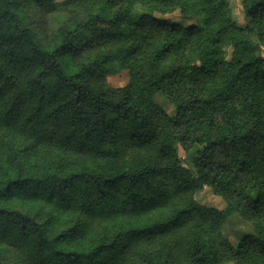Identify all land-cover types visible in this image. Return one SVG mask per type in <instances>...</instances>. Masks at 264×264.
<instances>
[{
  "label": "trees",
  "instance_id": "16d2710c",
  "mask_svg": "<svg viewBox=\"0 0 264 264\" xmlns=\"http://www.w3.org/2000/svg\"><path fill=\"white\" fill-rule=\"evenodd\" d=\"M57 2L0 0V263L264 264V0Z\"/></svg>",
  "mask_w": 264,
  "mask_h": 264
},
{
  "label": "rangeland",
  "instance_id": "374dc122",
  "mask_svg": "<svg viewBox=\"0 0 264 264\" xmlns=\"http://www.w3.org/2000/svg\"><path fill=\"white\" fill-rule=\"evenodd\" d=\"M63 1L64 0H58L57 3L61 4ZM228 2L231 7L232 18L234 22L239 27L246 26L248 21L244 18L242 14V8H241L242 0H228ZM167 20L171 24L184 25L189 23L188 20L181 18L177 13L167 16ZM127 81H128V73L126 71H122L117 75L110 76L107 78V83L112 87H121L125 85ZM156 101L168 115L170 116L174 115V108L167 100L157 97ZM198 149H200V147L194 146V148L188 153H184L180 149H178L181 163L186 167H188L189 170L191 171H193V166L191 162ZM196 199L200 204L209 207H214L216 209H222L225 206L223 200L219 197L214 196L209 188H206L198 192L196 195ZM223 232L224 235L233 244L238 243L243 236L250 235L253 233L250 224L240 220L237 216H233L226 222ZM0 264H6V263H0Z\"/></svg>",
  "mask_w": 264,
  "mask_h": 264
}]
</instances>
